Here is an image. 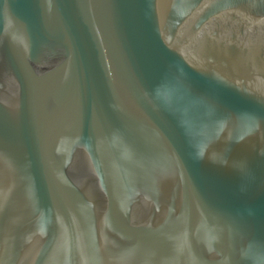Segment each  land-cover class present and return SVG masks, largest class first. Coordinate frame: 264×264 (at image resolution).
I'll use <instances>...</instances> for the list:
<instances>
[{
	"label": "water",
	"instance_id": "1",
	"mask_svg": "<svg viewBox=\"0 0 264 264\" xmlns=\"http://www.w3.org/2000/svg\"><path fill=\"white\" fill-rule=\"evenodd\" d=\"M0 264H264V0H0Z\"/></svg>",
	"mask_w": 264,
	"mask_h": 264
}]
</instances>
